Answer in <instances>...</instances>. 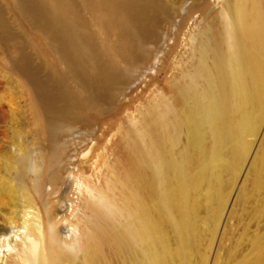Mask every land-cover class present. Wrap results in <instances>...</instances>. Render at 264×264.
<instances>
[{
	"label": "rangeland",
	"instance_id": "obj_1",
	"mask_svg": "<svg viewBox=\"0 0 264 264\" xmlns=\"http://www.w3.org/2000/svg\"><path fill=\"white\" fill-rule=\"evenodd\" d=\"M237 1L0 0V264H27L31 239L43 244L39 264H85L82 244L100 220L131 234L139 218L127 205V173L141 153L145 173L156 175L154 138L174 160L195 138L192 125L175 121L202 101L203 42L218 38L229 51ZM201 127L194 172L215 141ZM244 138L236 173L223 170L221 198L209 195L208 179L194 194L193 264H234L257 250L264 187L251 190L250 175L264 116ZM160 200L152 201L175 250L174 217ZM131 243L117 264H150L151 245Z\"/></svg>",
	"mask_w": 264,
	"mask_h": 264
},
{
	"label": "bare ground",
	"instance_id": "obj_2",
	"mask_svg": "<svg viewBox=\"0 0 264 264\" xmlns=\"http://www.w3.org/2000/svg\"><path fill=\"white\" fill-rule=\"evenodd\" d=\"M228 38L227 52L218 38L203 42L199 69L207 85L201 94L202 101L195 102L192 109L175 121L176 128L182 123L192 125L195 138L177 160L166 156L159 139L151 140L155 176L145 173L143 155L138 154L124 186L130 192L126 200L128 208L139 220L128 236L113 231L101 220L95 222L90 238L82 244L85 264H117L116 259L127 256L131 242L151 245L150 264H193L195 261L194 221L198 202L194 194L199 182L208 179L209 195L217 200L221 198L224 176L229 172L223 176V170L236 173L249 147L244 134L255 129L264 116V0L237 1L235 16L228 21ZM209 55L213 58L211 63L207 62ZM201 123L208 125L215 141L209 159L194 172L191 167L198 160L195 152L203 149ZM250 176L251 190L264 187V148L252 162ZM247 188L241 193L246 195ZM158 193L161 206L174 217L180 239L175 250L169 246L161 210L152 201ZM255 245L257 250L253 255L234 264H264V232L256 237ZM30 249L35 257L29 258L27 264H39L42 241L31 239Z\"/></svg>",
	"mask_w": 264,
	"mask_h": 264
}]
</instances>
